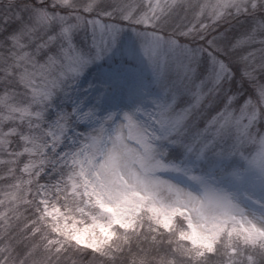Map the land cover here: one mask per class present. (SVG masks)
Returning a JSON list of instances; mask_svg holds the SVG:
<instances>
[{
  "label": "snow or ice",
  "instance_id": "snow-or-ice-1",
  "mask_svg": "<svg viewBox=\"0 0 264 264\" xmlns=\"http://www.w3.org/2000/svg\"><path fill=\"white\" fill-rule=\"evenodd\" d=\"M0 264H264V0H0Z\"/></svg>",
  "mask_w": 264,
  "mask_h": 264
}]
</instances>
